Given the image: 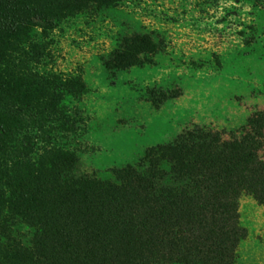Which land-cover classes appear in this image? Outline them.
<instances>
[{
  "label": "trees",
  "instance_id": "obj_1",
  "mask_svg": "<svg viewBox=\"0 0 264 264\" xmlns=\"http://www.w3.org/2000/svg\"><path fill=\"white\" fill-rule=\"evenodd\" d=\"M129 8L0 0V264H237L247 238L240 201L264 206V112L229 139L195 126L106 177L81 169L80 106L91 89L79 63H64L63 45ZM150 31L83 38L104 39L92 55L115 74L162 53Z\"/></svg>",
  "mask_w": 264,
  "mask_h": 264
},
{
  "label": "rangeland",
  "instance_id": "obj_2",
  "mask_svg": "<svg viewBox=\"0 0 264 264\" xmlns=\"http://www.w3.org/2000/svg\"><path fill=\"white\" fill-rule=\"evenodd\" d=\"M129 1V9L107 13L103 25L83 27L78 44L63 45L64 63H79L91 89L80 106L81 169L101 177L195 126L229 139L264 112V0ZM144 26L162 40L163 51L143 66L112 74L92 55L104 39L92 34L95 43L85 48L84 33ZM161 90L170 98L159 104ZM240 218L247 238L237 264H264V206L243 196Z\"/></svg>",
  "mask_w": 264,
  "mask_h": 264
}]
</instances>
